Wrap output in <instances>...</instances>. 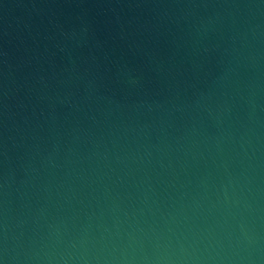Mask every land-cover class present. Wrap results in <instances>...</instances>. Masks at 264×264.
I'll list each match as a JSON object with an SVG mask.
<instances>
[{"label": "water", "instance_id": "95a60500", "mask_svg": "<svg viewBox=\"0 0 264 264\" xmlns=\"http://www.w3.org/2000/svg\"><path fill=\"white\" fill-rule=\"evenodd\" d=\"M0 264H264V0H0Z\"/></svg>", "mask_w": 264, "mask_h": 264}]
</instances>
